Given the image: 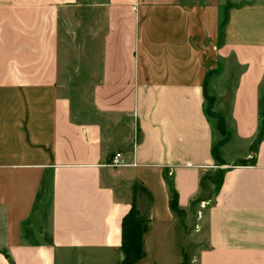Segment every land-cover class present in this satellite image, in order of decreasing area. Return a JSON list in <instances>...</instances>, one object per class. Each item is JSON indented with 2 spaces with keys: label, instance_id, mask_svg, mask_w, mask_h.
<instances>
[{
  "label": "crops",
  "instance_id": "1",
  "mask_svg": "<svg viewBox=\"0 0 264 264\" xmlns=\"http://www.w3.org/2000/svg\"><path fill=\"white\" fill-rule=\"evenodd\" d=\"M263 83L264 0H0V264H121L135 198L138 264H264Z\"/></svg>",
  "mask_w": 264,
  "mask_h": 264
},
{
  "label": "rangeland",
  "instance_id": "2",
  "mask_svg": "<svg viewBox=\"0 0 264 264\" xmlns=\"http://www.w3.org/2000/svg\"><path fill=\"white\" fill-rule=\"evenodd\" d=\"M226 15V12L224 13ZM240 70L235 71L231 81L229 91L227 92L226 101L224 102L220 95H218L217 91L223 90L226 85L224 84L225 79H216L215 75L209 77L208 82L206 84V95L208 99V113L210 114V120L215 129L217 151L219 152L220 158L225 159V161H230L232 158L244 153L246 151L245 142L242 140H237L233 135V123L228 122L227 119L230 118L231 114V103H232V91L235 85L236 74L239 73ZM262 112L264 116V88L262 92ZM231 119V118H230ZM225 123L226 130L224 131L223 126L218 127L221 123ZM264 137V124L260 128L259 139ZM259 139L254 143V146L251 150V159L249 161H242V164L252 162L255 159L256 147L258 145ZM216 193L214 190L211 195L213 196Z\"/></svg>",
  "mask_w": 264,
  "mask_h": 264
},
{
  "label": "trees",
  "instance_id": "3",
  "mask_svg": "<svg viewBox=\"0 0 264 264\" xmlns=\"http://www.w3.org/2000/svg\"><path fill=\"white\" fill-rule=\"evenodd\" d=\"M227 22V15L224 16L223 26H225ZM264 87V83H263ZM206 111L208 113V99ZM208 117L210 114L208 113ZM264 124V120L262 125ZM223 126V130H226L225 123L222 122L218 125V127ZM213 154L216 159H220L219 152L217 151V146H214ZM253 164L256 163V158L252 161ZM245 165V164H244ZM224 170H220L215 179L216 185V193L220 191L223 180H224ZM167 183L171 189V197H170V208L173 212H178V194L174 189L173 182L166 175ZM147 228V217L143 215V213L138 209L136 198L132 204V208L129 213L123 218L122 222V251L124 254V259L121 264H138L140 260H142L145 256L144 252V233Z\"/></svg>",
  "mask_w": 264,
  "mask_h": 264
},
{
  "label": "built area",
  "instance_id": "4",
  "mask_svg": "<svg viewBox=\"0 0 264 264\" xmlns=\"http://www.w3.org/2000/svg\"><path fill=\"white\" fill-rule=\"evenodd\" d=\"M137 146V143H134V150ZM130 163L127 161L125 154H123L122 152H116L114 154V156L112 157V161L110 163L111 167L114 168H119V167H124V166H129Z\"/></svg>",
  "mask_w": 264,
  "mask_h": 264
}]
</instances>
